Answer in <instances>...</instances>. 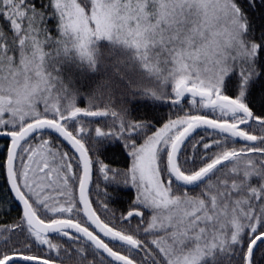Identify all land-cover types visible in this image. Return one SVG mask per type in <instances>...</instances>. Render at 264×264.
Segmentation results:
<instances>
[{
  "label": "snow or ice",
  "instance_id": "snow-or-ice-1",
  "mask_svg": "<svg viewBox=\"0 0 264 264\" xmlns=\"http://www.w3.org/2000/svg\"><path fill=\"white\" fill-rule=\"evenodd\" d=\"M101 39L166 116L78 104L55 61ZM0 139V264H264V0H0Z\"/></svg>",
  "mask_w": 264,
  "mask_h": 264
},
{
  "label": "trees",
  "instance_id": "trees-1",
  "mask_svg": "<svg viewBox=\"0 0 264 264\" xmlns=\"http://www.w3.org/2000/svg\"><path fill=\"white\" fill-rule=\"evenodd\" d=\"M91 48L97 50L93 53L94 66L75 49L61 54L55 61V74L77 94L80 106H87L89 97L103 93L118 104L127 103L130 114L135 118H150L152 106H159L160 111L167 115L168 109L160 101L141 91L142 86L152 81L139 63L132 59L134 50L107 39L96 41ZM2 143L4 141L0 139ZM4 156L0 151V160ZM7 192L5 177L0 175V196H6ZM0 213V223L5 217L9 218L10 214L15 215L14 212ZM238 252L236 247L231 251H220L208 264H238Z\"/></svg>",
  "mask_w": 264,
  "mask_h": 264
},
{
  "label": "clouds",
  "instance_id": "clouds-1",
  "mask_svg": "<svg viewBox=\"0 0 264 264\" xmlns=\"http://www.w3.org/2000/svg\"><path fill=\"white\" fill-rule=\"evenodd\" d=\"M193 33L192 30L190 29L189 32L186 34V48L185 51L186 53H191V52H199L200 55L198 57H190L192 59H200V60H205L208 53L206 51L207 49V45L210 42L211 37H205L203 35V33H201L196 39H192ZM95 43V42H94ZM195 44V48L192 47V45ZM126 47V46H125ZM128 48V47H126ZM130 49V48H128ZM94 51H97L95 49H92V52L94 53ZM132 59L136 62L139 63V65L141 66L140 62L135 58V53L133 54Z\"/></svg>",
  "mask_w": 264,
  "mask_h": 264
},
{
  "label": "flooded vegetation",
  "instance_id": "flooded-vegetation-1",
  "mask_svg": "<svg viewBox=\"0 0 264 264\" xmlns=\"http://www.w3.org/2000/svg\"><path fill=\"white\" fill-rule=\"evenodd\" d=\"M9 213V212H8ZM0 215H1V213H0ZM8 215V214H7ZM8 220V218L7 217H5L4 218V220H2L1 221V223H3V222H5V221H7ZM218 252H220V251H217L216 253H215V256L214 257H205L203 260H202V264H208V263H210V261H213V259L216 257V256H218Z\"/></svg>",
  "mask_w": 264,
  "mask_h": 264
}]
</instances>
